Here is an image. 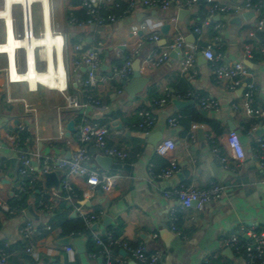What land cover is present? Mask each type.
Masks as SVG:
<instances>
[{
    "label": "crops",
    "instance_id": "0c3cea01",
    "mask_svg": "<svg viewBox=\"0 0 264 264\" xmlns=\"http://www.w3.org/2000/svg\"><path fill=\"white\" fill-rule=\"evenodd\" d=\"M91 1L103 6L105 14L119 16L126 7L124 2L117 8L107 0L100 3L98 0ZM82 2L50 0L51 16L59 30L67 35L70 63L76 55V48H79V52H85L93 46L102 45L99 84L95 91L101 102L100 107H88L77 112L67 108L65 97L60 92L45 88L30 91L26 84L10 83L7 78V56L0 54V251H6L7 264H106L100 253L89 252L91 246L85 235L62 237L52 228L48 230L53 214L38 211L40 198L31 196L22 213L10 215L2 209L3 205L12 208V202L19 199L22 186L18 176L16 136L29 138V144L24 149L28 153L38 151L44 157L71 158L79 144L76 133L66 138V128L71 121H75L76 127L82 114L90 123L109 126L108 146L127 152L130 166L120 173L109 171L113 187L107 192L98 188L87 199L82 196L88 190L85 179L70 177V183L81 198L60 203L65 204L69 220L81 219V212L96 214L99 218L89 230L90 237L104 238L112 229H116L119 236L115 240L131 245L142 244L149 252H160V264H204L206 258H209V264H245L242 258L225 246L224 239L233 233L245 237V232L252 226L264 229V173L253 157L256 140L264 135V127L257 122L249 131L246 129V125L254 119H248L241 109L242 88L230 90L228 81L217 83L211 63L204 58L203 51L210 46L218 65L242 61L256 85L255 104L264 109V54L260 51L264 33L256 30L260 16L245 12L241 15L209 17L204 6L206 13L201 21V7L184 10L189 13L181 17V11L175 7L162 11L137 3L131 14L119 17L114 24L79 27L71 24V17H84ZM3 5L4 0H0V9ZM15 16V33H20L19 6L15 7ZM206 19H210L209 25L202 27ZM40 20L42 28V14ZM143 25L146 26L145 30L141 29ZM164 25H169L167 35L161 32ZM198 26L202 27L201 36L194 32ZM216 26H220L219 29ZM134 31H137L136 35ZM154 34L159 36L156 42L149 40ZM176 36H182L187 44L196 46L194 69H182L181 55L177 50L171 52L166 63L153 66L149 61L151 54L166 50ZM4 41L5 28L0 20V43ZM11 45L0 47V50L13 57L15 48ZM247 46L251 49V58L244 57ZM117 48L121 50L119 55ZM129 56L134 57L133 67L137 61L140 62V74L146 81L142 92L134 98L125 92L123 83L113 74V68L117 66L115 63L124 62ZM16 66L20 72L25 71V55L21 51L17 53ZM38 67L39 71L46 69L43 63H39ZM70 73L71 93H68L81 97L87 70L82 68L76 72L71 66ZM121 88L125 93L118 94ZM186 93L216 102L218 108L204 110L196 100H180L193 103L179 110L173 101L178 100L177 94ZM167 94L171 98L163 108H152L155 124L149 135H145L136 127L140 121V110ZM195 113L213 121L216 128L195 121ZM174 116H181V119L179 125L172 129L168 120ZM25 119L29 121L27 131L19 134L18 126ZM193 125L199 126L195 139L191 138ZM231 130L240 135L246 162L241 169L232 163L230 169L225 170L212 155L208 137L214 138L222 152H226L227 136ZM146 136L151 140L161 137V141L172 140L175 143L173 156L177 159L180 173L167 180L152 179L150 166L158 175L169 165V161L156 154L155 146L148 143ZM89 150L94 149L90 146ZM12 160H16L14 166ZM90 168L97 171L101 166L94 160ZM39 182L41 188H46L45 179L39 178ZM214 182L224 187L223 199L207 204L202 210L191 208L181 213L178 223L181 235L178 236L172 230L170 220L171 209L177 206L178 200L173 196L166 197L165 193L183 185L207 188ZM53 190L65 195L61 187ZM74 213L76 219H71ZM27 220L33 223L37 231L34 237L40 256L37 261L26 253V243L20 233ZM65 239L69 240V246L62 243ZM78 241L83 245L77 246ZM67 247L75 250L72 258L66 253ZM97 249L95 244L94 250ZM115 254L122 259V264H139L122 248L116 249Z\"/></svg>",
    "mask_w": 264,
    "mask_h": 264
},
{
    "label": "built area",
    "instance_id": "2783aa9c",
    "mask_svg": "<svg viewBox=\"0 0 264 264\" xmlns=\"http://www.w3.org/2000/svg\"><path fill=\"white\" fill-rule=\"evenodd\" d=\"M104 0H98V3ZM112 2L115 7L119 8L121 3L126 4L125 10L119 16L116 14H105L102 9L103 6L95 5L91 0H83L82 7L84 9V17H71V24L79 27L84 26H103L105 24H114L119 17L129 15L134 10L137 3L142 4L145 8L166 11L172 7H175L179 11L193 10L202 6L201 0H107ZM40 7L42 14V6ZM33 5V7L35 6ZM15 5L8 18H0L5 28V41L0 43V47L7 46L9 44L15 45L14 55L11 57L4 50H0V54H4L8 59L7 78L10 83L15 84H27L22 81V76L26 74L29 68V56L28 50L22 48V41H32L35 38H44L48 34L45 21L42 19L41 32H36L35 18L33 14V7L28 9L20 7V22L21 32L15 33ZM205 8H207L209 17L215 15H241L245 12H253L260 16L257 22V31L264 33V0H246L243 2H236L235 0H205ZM3 7L0 9L2 10ZM210 19H206L202 27L208 26ZM49 35L52 39H60L62 48L64 49V62L67 70V85L65 90L58 91L65 97L67 108L77 112L88 107H100L101 102L96 97L95 91L99 84L98 71L101 66V53L102 45L93 46L85 52H79V48H76V55L69 61L68 55V42L67 35L59 30V26L52 20L50 21ZM202 27L195 28V34L202 35ZM220 26H216L219 29ZM222 27V25H221ZM142 30L146 29L143 25ZM134 35L137 31L133 32ZM150 41H158L159 36L154 34L149 37ZM55 50V45H51ZM180 50L181 61L180 65L184 71L192 70L195 66V56L197 48L194 45L187 44L182 36H176L172 44L162 52H153L150 56V63L153 66H161L170 59L171 52ZM23 52L25 55L26 68L24 72H20L16 66V56L18 52ZM260 51L264 54V39L261 44ZM117 55L121 54L120 48L116 49ZM204 58L211 63V68L214 74V79L217 83L228 81L230 90H236L242 88L243 90V104L242 111L248 119H254L264 127V109L257 107L256 100V85L253 81L252 74L244 66L243 62H236L230 65H218L217 58L213 53L212 48L209 46L203 51ZM245 58H251L252 53L249 46L246 47ZM36 69L38 70L39 63L47 65L41 54L40 50H37L34 57ZM134 57L129 56L124 59L121 66H114L113 74L120 82L129 83L134 73ZM71 66L76 72H79L82 68L87 70L86 79L83 82L82 96L69 95V88L71 82ZM39 71V70H38ZM29 88V87H28ZM39 88H45L40 86ZM30 90V88H29ZM37 90V89H36ZM35 90V91H36ZM32 91V90H30ZM125 93L121 88L118 90V94ZM169 94L161 99H154L150 106H144L140 112V121L136 124V127L145 135H149L155 124V118L153 117L152 108H163L170 100ZM178 100H196L204 110H216L218 104L213 101L206 100L192 93H186L184 95L177 94ZM235 109H238L235 107ZM181 116H174L168 120L170 128L175 129L179 125ZM28 119L24 120V124L20 123L18 126L19 134L27 131ZM256 127V126H255ZM199 128L197 125L192 126L191 138L195 139V131ZM256 129V128H255ZM110 132L108 125H100L96 123H90L85 115H80L79 122L76 125V134L79 147L73 153L71 158H50L44 157L40 152L28 153L24 149L29 144V138H22L17 135L15 138V149L19 153V168L18 176L21 179L20 193L34 192L38 185H40L39 178H44L46 174L53 172H60L62 178L60 179V186L64 192V196L59 195L53 189L47 190L43 188L39 191L40 200L37 205L38 211L41 213H52L63 201H77L80 200V195L73 188L70 183V177L76 176L84 178L88 190L82 195L83 198H91L93 193L98 188L107 192L112 188L111 178L108 176L109 171L113 170L116 173L124 172L128 163V153L124 150L111 147L107 144V137ZM210 142L212 155L216 158L225 170H229L232 163L236 164L237 169L244 167L246 162V154L243 147L240 135L231 131L227 136V151L222 152L216 140L212 137H208ZM95 150V154H92L89 147ZM175 150V143L172 140H163L156 144L155 152L158 156L166 158L169 161V165L158 175L153 172V166H150V175L152 179L158 178L167 180L180 173V167L177 159L173 156ZM109 157L112 159L110 170H92L90 163L96 160V157ZM254 161L259 169L264 173V135L260 136L256 140L254 147ZM153 181V180H152ZM225 194L224 187L218 183H211L207 188H198L196 186H181L171 192L165 193L166 197H175L178 200L176 207L171 209L170 220L172 223V230L178 236L181 235L178 223L180 221V214L184 211L196 208L202 210L207 204L218 202L223 199ZM62 196V197H61ZM2 209L10 215H15L18 212H23L20 208H10L7 205H3ZM85 223L86 231H89L93 227L99 216L96 214H89L81 212L79 216ZM51 229L50 226L47 227ZM21 236L26 243L25 251L33 259L39 260V253L37 252L34 244V237L37 231L30 220H27L24 226L20 230ZM95 244L99 248V253L106 260V264H122V259L115 254L116 249L122 248L126 251L134 261L139 264H160L162 254L160 252H149L142 244L131 245L122 240H115L111 233H108L105 238L95 236L93 238ZM225 246L232 250L238 258H242L245 264H264V229L258 226H252L245 232V237L240 233H233L226 239H224ZM66 253L73 257L75 250L73 247H67ZM7 253L5 250L0 251V264H7ZM204 264H209V258L204 260Z\"/></svg>",
    "mask_w": 264,
    "mask_h": 264
},
{
    "label": "bare ground",
    "instance_id": "6f19581e",
    "mask_svg": "<svg viewBox=\"0 0 264 264\" xmlns=\"http://www.w3.org/2000/svg\"><path fill=\"white\" fill-rule=\"evenodd\" d=\"M35 4L42 6V19L45 21L48 34L44 38H35L32 41H22V48L28 50L29 68L22 76V81L27 82L30 90L35 91L40 86L50 91H63L67 85V70L64 62V49L60 39L50 38L51 6L50 0H4L3 9L0 10V18L10 17L15 5L28 9ZM51 45H55V50ZM14 48L15 45H11ZM10 49V48H9ZM12 50V49H10ZM37 50H40L42 58L47 61L45 71H38L34 57Z\"/></svg>",
    "mask_w": 264,
    "mask_h": 264
},
{
    "label": "trees",
    "instance_id": "16d2710c",
    "mask_svg": "<svg viewBox=\"0 0 264 264\" xmlns=\"http://www.w3.org/2000/svg\"><path fill=\"white\" fill-rule=\"evenodd\" d=\"M201 3H202V6L200 9L199 17H200V20L202 21L205 17V13H206V11L204 9L205 0H201ZM117 16H118V14H117ZM115 64L117 66H121L123 64V62L118 61ZM70 93H71V91H70ZM194 119L198 123L208 124V125H211L213 128H216L213 121H210L208 119L203 118V116H201L198 113H195ZM256 123H257V121L253 120L250 124L246 125V129L249 131L252 128V126L255 125ZM23 138H26V137L23 136ZM41 189L42 188H41V184H40V185H38L36 190H34V192L20 193L19 199L12 202L11 207L12 208H20V209L25 208L27 201L31 196H35L36 198H40V194L38 192ZM59 207H60V208H58L59 210H57V208H56V210H54L52 212L53 215H52L51 220H50V226H51L52 230L57 231L60 234V236H62V237H67V236L78 237L81 235H85L88 238V245L91 246L89 252L94 253V254L99 253V248L97 249V251L94 250L95 242H94L93 238L89 236V231H86L84 221L82 219L69 220L68 219V211L66 210L65 204H61ZM115 230L116 229H114V230L112 229L110 233L112 234L114 239H117L119 236V232L117 233V231H115Z\"/></svg>",
    "mask_w": 264,
    "mask_h": 264
},
{
    "label": "water",
    "instance_id": "95a60500",
    "mask_svg": "<svg viewBox=\"0 0 264 264\" xmlns=\"http://www.w3.org/2000/svg\"><path fill=\"white\" fill-rule=\"evenodd\" d=\"M188 13H189V11H181L179 13V16L182 17L183 15H186ZM250 15H253V14H248V16H250ZM168 31H169V25H164L161 28V32L163 33V35H167ZM194 37H196L195 34H194ZM176 52L181 53L180 50H177ZM200 57H202L201 54H200ZM133 68H134L133 80L131 82H129V83L123 82V85H124V88H125V92L132 98H134L137 94L142 92V90H143V88H144V86L146 84V81L142 78V75L140 74V62L137 61ZM192 103L193 102H191V101H180V100L173 101V104L179 110L189 106ZM66 130H67L66 138L69 139V138L72 137L73 134L76 133L75 121L69 122L68 125H67ZM231 131H233V130H231ZM149 138H150L149 136H146V140L153 147L156 146V144L159 141H161V137L160 138H153L152 140L149 139ZM91 153L95 154V150H92ZM67 158H68V156H67ZM11 162H12L13 166L16 164V160H12ZM96 162L101 166L102 169L108 171L111 168L112 159L109 158V157L97 156L96 157ZM61 175L62 174L60 172H53V173H50V174H46L44 176L46 189L47 190L58 189L59 186H60V177H61ZM71 219H76V213H74L71 216ZM106 220H108V218ZM62 243L64 245H66V246H69V240L68 239L63 240ZM76 245L77 246H82L83 242L78 241V242H76ZM78 252H80V251L78 250Z\"/></svg>",
    "mask_w": 264,
    "mask_h": 264
},
{
    "label": "rangeland",
    "instance_id": "374dc122",
    "mask_svg": "<svg viewBox=\"0 0 264 264\" xmlns=\"http://www.w3.org/2000/svg\"><path fill=\"white\" fill-rule=\"evenodd\" d=\"M33 14H34V18H35V24H36V32L38 31V33L40 32V29H41V26H40V23H41V13H40V7L39 6H34L33 7Z\"/></svg>",
    "mask_w": 264,
    "mask_h": 264
}]
</instances>
